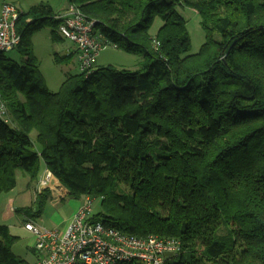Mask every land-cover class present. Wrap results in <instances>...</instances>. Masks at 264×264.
<instances>
[{
  "label": "trees",
  "instance_id": "trees-1",
  "mask_svg": "<svg viewBox=\"0 0 264 264\" xmlns=\"http://www.w3.org/2000/svg\"><path fill=\"white\" fill-rule=\"evenodd\" d=\"M66 1L139 65L70 75L52 93L29 37L46 21L59 41L61 21L47 4L21 13L23 61L0 54V195L44 167L68 196L98 201L106 226L178 240L165 264H264V0ZM179 8L199 17L196 53ZM49 195L15 214L36 222ZM17 239L0 226V264H28Z\"/></svg>",
  "mask_w": 264,
  "mask_h": 264
},
{
  "label": "built area",
  "instance_id": "built-area-1",
  "mask_svg": "<svg viewBox=\"0 0 264 264\" xmlns=\"http://www.w3.org/2000/svg\"><path fill=\"white\" fill-rule=\"evenodd\" d=\"M20 14L16 5L1 4L0 54L20 45L21 37L16 32ZM54 18L61 21L57 34L76 48L79 73L90 74L95 69L97 56L108 46L96 29L95 21L87 19L75 6H69L65 13ZM0 119L8 121V111L1 97ZM38 187L39 193L43 190L54 192V202L64 197L63 187L48 170L39 180ZM95 202L93 198L84 197L61 230L44 229L33 221L24 223V230L34 239L33 250L38 254L36 264H165L166 260L176 258L182 252L181 243L174 238L137 237L106 226L93 218Z\"/></svg>",
  "mask_w": 264,
  "mask_h": 264
},
{
  "label": "rangeland",
  "instance_id": "rangeland-1",
  "mask_svg": "<svg viewBox=\"0 0 264 264\" xmlns=\"http://www.w3.org/2000/svg\"><path fill=\"white\" fill-rule=\"evenodd\" d=\"M7 1L20 7V9L25 13L30 9V7L41 3L49 5L56 11L62 9L63 6L65 7L67 4L66 0ZM66 10L63 13H65ZM178 13L186 22L187 31L191 40V53H196L200 45L204 41V33L200 28L199 17L194 10L189 8H179ZM160 26V20L158 18H155L149 30V33L151 35H154ZM52 29L53 26L51 25V23L45 21L39 28V31H36L32 35L33 37H31L35 40V56L38 60L40 70L42 71V74L46 79V86L50 92L56 93L59 90V87L62 81H64L65 77H67L68 75H74L77 73V71L74 70L73 67H71V64L75 65L74 58L72 59V61L69 58H64L60 61L54 60L55 54H64L65 49H67L69 47V44L71 43L69 41L63 40L61 43L56 44V42L49 40L48 37L50 36V31H52ZM20 49L21 48L18 47V49L13 50L7 55L14 59V61L21 63L22 56L20 53ZM139 61L140 56L138 55L125 53L112 46H105L96 58V66H112L116 69L135 70L139 65ZM34 136L35 133L33 132L31 134L32 140L35 139ZM21 185L22 182L21 179H19L18 186ZM56 189H60V187H56ZM82 200L83 198L74 199L67 195L63 199H60L58 202H54L55 204H53L52 202H48L43 209L41 218L39 220L40 224L42 223L41 225L46 227L47 229H63L67 224V220L70 219L71 215L78 208ZM99 209V203L98 201H96L93 207V213L98 212ZM221 232L225 234V231L222 230ZM13 236L18 237L17 242L12 246L13 254L24 260L28 264H36L38 254L33 250L34 239L32 235L19 228L13 229Z\"/></svg>",
  "mask_w": 264,
  "mask_h": 264
},
{
  "label": "crops",
  "instance_id": "crops-1",
  "mask_svg": "<svg viewBox=\"0 0 264 264\" xmlns=\"http://www.w3.org/2000/svg\"><path fill=\"white\" fill-rule=\"evenodd\" d=\"M2 3H10V2L7 1V0H0V7H1V4ZM34 6H36V5H34ZM68 6L69 5L66 4L65 7L63 6V8L60 9V10H58V11L54 10L52 7L51 8H52L53 12L56 15H59V14H63V12L67 9ZM18 9L20 10L21 13H25L24 11H22L20 9V7H18ZM31 36L29 37L30 38L29 41H30V44H31V49L33 51L32 53H33L34 57L36 58V56H35V50H34L35 40H34V38H32L33 36L32 37ZM48 39L51 40L50 36L48 37ZM63 40L64 39L61 38V40L56 41V44L61 43ZM60 45H62V44H60ZM16 49H18V48H16ZM12 51H10V52H12ZM10 52H8V53H10ZM8 53H5L4 54L5 58L8 59V60L14 61V59H12L9 55H7ZM69 55H71V57H72L71 58V61H72L73 58L75 60V65L74 64L73 65L71 64V67H73L74 70H76L77 73H78V68H77V61H78L77 51H76L75 46L72 43L69 44V47L67 49H65L64 54L63 53H61V54L56 53L55 54V56L60 57V58L61 57L62 58L63 57H68ZM55 56H54V58H55ZM21 58H22L21 61H23L24 58L23 57H21ZM36 61H37L38 70H39L41 76L43 77V79H44V81H45V83L47 85L46 79H45L44 75L42 74V71L40 70V66L38 65L37 58H36ZM14 62H16V61H14ZM96 67H98V66H96V62H95V68ZM68 76H70V75H68ZM67 77H65V79ZM62 83H63V81H62ZM34 138H35V136H34ZM34 149L35 150H38L37 147H35ZM45 171H46V169L44 167H41V170H40V173H39V176H38V179H37L36 182H30V179H29V177L26 174H24V173H22L20 171H17L16 172V185H15V187L12 190H10L9 192L3 193V194L0 195V226L7 227L9 229L10 233L12 232L11 233L12 235H13V229H19V228H21V229L24 230V228H23L24 222H23L22 218H20L19 216H17L15 214V210L22 209V208H29L33 204V202H34L35 197L37 196V194H40V193H42L44 191L43 190V191H41L39 193L38 183H39V180L42 178L43 174L45 173ZM19 179H21V182H22V185L21 186H18ZM61 189H62L61 191L63 192V196L64 197L67 196L68 195L67 190L64 189V188H61ZM49 193H50V195H49L48 202H52L53 204H55L56 202L54 203L53 200H54V198H56V194L54 192H50V191H49ZM80 204H79V206H80ZM74 212H73V214H74ZM72 215H71V217H72ZM39 220H40V218L35 223L39 224L42 228L47 229L46 227H44V226L41 225L42 223L40 224ZM69 220L70 219H68L67 222Z\"/></svg>",
  "mask_w": 264,
  "mask_h": 264
}]
</instances>
